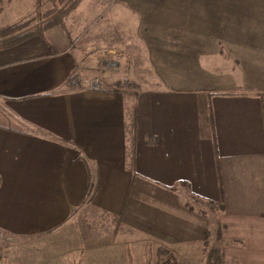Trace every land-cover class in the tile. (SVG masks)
<instances>
[{"label": "crops", "instance_id": "1", "mask_svg": "<svg viewBox=\"0 0 264 264\" xmlns=\"http://www.w3.org/2000/svg\"><path fill=\"white\" fill-rule=\"evenodd\" d=\"M64 24L0 50V264H264V0H83ZM93 55L147 78L82 83Z\"/></svg>", "mask_w": 264, "mask_h": 264}, {"label": "rangeland", "instance_id": "2", "mask_svg": "<svg viewBox=\"0 0 264 264\" xmlns=\"http://www.w3.org/2000/svg\"><path fill=\"white\" fill-rule=\"evenodd\" d=\"M16 1V0H15ZM48 3L47 6H45V3ZM17 3V1H16ZM18 5V6H17ZM19 7V9L17 7ZM7 10L4 7L5 12L3 11L0 16V27L1 28H11L13 26H16L20 23H23L32 17L35 16V10L30 14V5L28 2L22 3L21 5L18 3L14 5V0H11L10 8L6 7ZM18 9L16 11V9ZM51 9V5L47 0H44L42 11L47 12ZM35 24L27 28L25 31H33L35 30ZM140 52H142L140 50ZM141 54V53H140ZM139 54V55H140ZM87 59H82L78 61V69H77V77L80 79L82 83L86 82H94L95 80H98L100 83V87H103L104 83V77L106 75H109L111 77L119 78L121 79L120 82L124 81L127 82V86L131 85V83H137L142 78H147V76H143V69L146 67V61L143 59H120V57L111 59H104L106 56H101V59L94 58V55L90 59L88 56H86ZM103 82V83H102ZM124 85V86H125ZM114 87L116 85H113ZM120 86V85H119ZM128 88V87H127ZM130 88V86H129ZM134 88V87H133ZM149 255L151 257H156L157 253L150 251ZM204 255L207 256V259L209 262L208 264H223V262L220 260V255L218 252H216V247L212 244L207 245L206 252H204ZM198 255L196 253H193L192 259H189L188 261H183V264H201L197 260ZM3 258H0V260ZM136 262H138V259L136 257ZM147 264V262H146ZM202 264H207L205 261ZM226 264V263H225Z\"/></svg>", "mask_w": 264, "mask_h": 264}, {"label": "trees", "instance_id": "3", "mask_svg": "<svg viewBox=\"0 0 264 264\" xmlns=\"http://www.w3.org/2000/svg\"><path fill=\"white\" fill-rule=\"evenodd\" d=\"M6 0H0V16L3 10V4ZM51 9L47 12L42 11L44 0H33L35 16L31 19L20 23L11 28L0 27V50L11 48L25 39L38 35L44 37L45 30L54 27H65L64 19L72 12L83 0H47ZM35 24V30L25 31L27 28ZM92 187L89 186L86 192L85 201H89L92 198ZM131 263V262H130ZM147 264H177L176 257L164 250L160 249L157 257L148 256Z\"/></svg>", "mask_w": 264, "mask_h": 264}, {"label": "built area", "instance_id": "4", "mask_svg": "<svg viewBox=\"0 0 264 264\" xmlns=\"http://www.w3.org/2000/svg\"><path fill=\"white\" fill-rule=\"evenodd\" d=\"M93 87L94 88H100V83H99L98 80H96L94 82ZM0 241H1V244H0V258H1L2 257V253H3V248H4V244H2V243H6L7 244V243H10V242H13L14 240L11 237H9V236L0 233Z\"/></svg>", "mask_w": 264, "mask_h": 264}]
</instances>
